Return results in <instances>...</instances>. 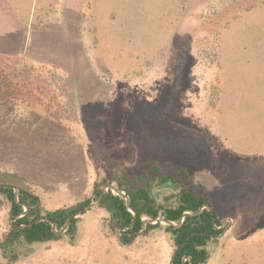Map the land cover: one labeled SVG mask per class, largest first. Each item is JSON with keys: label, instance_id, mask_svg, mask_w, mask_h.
Here are the masks:
<instances>
[{"label": "rangeland", "instance_id": "rangeland-1", "mask_svg": "<svg viewBox=\"0 0 264 264\" xmlns=\"http://www.w3.org/2000/svg\"><path fill=\"white\" fill-rule=\"evenodd\" d=\"M119 166L207 195L204 264H264V0H0V185L55 210ZM106 217L12 264H170L168 234L121 246Z\"/></svg>", "mask_w": 264, "mask_h": 264}, {"label": "trees", "instance_id": "trees-1", "mask_svg": "<svg viewBox=\"0 0 264 264\" xmlns=\"http://www.w3.org/2000/svg\"><path fill=\"white\" fill-rule=\"evenodd\" d=\"M181 174L186 176L185 171ZM148 176L150 179L146 180ZM110 186L123 195L113 193ZM175 186L177 189L173 190ZM0 195L7 204L9 217L7 231L0 236V254L9 264L31 255L35 245L62 239L76 244L79 218H73L65 232L60 231L70 217L93 202H98L97 207L107 214V232L121 246H130L137 237H148L157 231L168 234L174 248L170 264L206 263L207 243L226 227L224 224L218 229L221 222L204 192L186 190L173 176L158 175L156 166L135 180L119 166L110 179L93 183L90 197L55 210L45 209L39 196L25 187L2 184Z\"/></svg>", "mask_w": 264, "mask_h": 264}, {"label": "water", "instance_id": "water-1", "mask_svg": "<svg viewBox=\"0 0 264 264\" xmlns=\"http://www.w3.org/2000/svg\"><path fill=\"white\" fill-rule=\"evenodd\" d=\"M109 188L112 190L113 193H115V194H117V195H118V194H122L121 192L117 191L113 186H110ZM107 190H108V187L105 189L104 192H106ZM122 195H123V194H122ZM97 204H98V202H96V203H94V204H90L86 209L80 211L77 215H74V216L70 217V218L67 220L66 224L64 225L63 229L60 231V234H62L63 232H65V230L67 229V227H68L70 221H71L73 218H78V216H82V215H84V214L88 211V209H90V208L93 207V206H97ZM218 228H219V227H218Z\"/></svg>", "mask_w": 264, "mask_h": 264}, {"label": "crops", "instance_id": "crops-1", "mask_svg": "<svg viewBox=\"0 0 264 264\" xmlns=\"http://www.w3.org/2000/svg\"><path fill=\"white\" fill-rule=\"evenodd\" d=\"M223 228V227H222ZM166 234L162 232H157L156 234L152 235L151 238H153V242L156 243V240H161L165 238ZM169 236V235H168ZM171 261V260H170Z\"/></svg>", "mask_w": 264, "mask_h": 264}]
</instances>
